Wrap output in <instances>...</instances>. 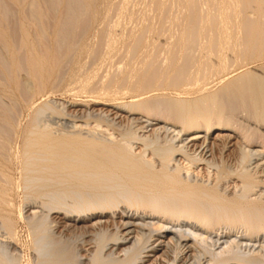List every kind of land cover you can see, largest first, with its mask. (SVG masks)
I'll use <instances>...</instances> for the list:
<instances>
[{"label":"bare ground","instance_id":"6f19581e","mask_svg":"<svg viewBox=\"0 0 264 264\" xmlns=\"http://www.w3.org/2000/svg\"><path fill=\"white\" fill-rule=\"evenodd\" d=\"M50 1L31 0L42 28L19 17L20 41L0 12V91L28 113L22 124L0 95V264H264V0ZM102 2L136 23L102 18L84 44ZM102 47L105 74H76L78 101L51 99L66 58ZM249 61L259 71L225 77ZM53 116L95 125L55 128Z\"/></svg>","mask_w":264,"mask_h":264},{"label":"rangeland","instance_id":"374dc122","mask_svg":"<svg viewBox=\"0 0 264 264\" xmlns=\"http://www.w3.org/2000/svg\"><path fill=\"white\" fill-rule=\"evenodd\" d=\"M123 0H115V3L116 4H120V2H122ZM31 0H15V1H13V0H0V12H1V9H2V11H4V9L8 6V7H10V8H8V10L5 12V18H7V19H3L2 18V20H4V24H5V26H4V24H3V26H4V28H6V31H8V33H11L12 35H14V37L16 38L15 40H17V41H20L19 39H21L20 37H21V33L20 32H18L19 31V29L17 28L18 27V23H20V22H18V21H20V18H22V19H24V17L26 18V17H28L27 18V21H29L30 20V5H31ZM49 2H51L50 0H49ZM131 2H132V4L130 3V6L132 7H135L136 6V2H134V0H131ZM6 3V4H5ZM4 4H5V7H4ZM51 4V3H50ZM100 4H102V5H100L99 6V12H100V17L101 18H99L98 19V21L96 22V24H94L93 25V27H92V30L93 31H91L90 33H89V35L85 38V40H84V44H89V42L90 41H94L95 39L94 38H96L95 36H94V34H93V32L96 30V29H98V26L99 27H102V25H103V23L104 22H106V21H104V20H107V21H109V22H111V24H113L114 23V21H117L118 20V18L120 19V20H118L119 22L120 21H122V18L120 17V16H122V15H120L119 16V14H117L116 12L114 13V11H111V12H109L108 11V9L105 7V5H104V3L102 2V3H100ZM135 4V5H134ZM7 5V6H6ZM2 6H3V8H2ZM44 6H46V5H44ZM51 6H49V8H50ZM138 4H137V7H135L136 9H138ZM46 8H47V6H46ZM45 9V8H44ZM60 9V8H59ZM102 9V10H101ZM104 10V11H103ZM57 11V12H56ZM63 11V10H62ZM45 12H46V17L47 18H45L44 19V22L45 23H47V25H46V28H48L46 31L47 32H52V30H53V28H52V22H53V19H56V15L58 14V10H56V9H50V10H45ZM109 13V14H108ZM117 15V16H116ZM20 17V18H19ZM110 17H112V18H110ZM123 17V19H124V21H125V19L128 21V17L126 16V18L124 17V16H122ZM102 18L104 19V20H102ZM110 18V19H109ZM111 20V21H110ZM114 20V21H113ZM130 21H126V26H129V28H131L133 25L132 24H135L136 23V21L135 20H131V19H129ZM36 21V20H35ZM34 21V23H30V21L28 22V23H30L31 25H30V31L33 33V34H35V37L38 35V33H36V30L37 29H35L36 28V22L38 21H36L35 22ZM113 22V23H112ZM123 22V21H122ZM3 23V22H2ZM37 23H39V22H37ZM50 23V24H49ZM18 24V25H17ZM121 24V23H120ZM125 23H123V25H124ZM128 24H130V25H128ZM40 25V27H38ZM119 25V24H118ZM122 25V24H121ZM121 25H120V27H117V29H118V31L119 32H121V31H123V30H129V29H127L128 27H125L124 28V26H122L121 27ZM132 25V26H131ZM38 26H37V28H38V30H40V28H42V23H40V24H38ZM123 28V29H122ZM37 30V31H38ZM11 31V32H10ZM16 32V33H15ZM18 32V33H17ZM20 33V34H19ZM94 37V38H93ZM94 39V40H93ZM65 45H67V44H64V46L62 45H60V47L59 48H62L63 50H61L62 52L64 51V49L66 48V46ZM78 45H80V43L78 44ZM41 47H42V45H40ZM43 48V47H42ZM104 50V48L102 47V48H100V52L102 51L103 52V50ZM24 52V50H21V54ZM99 53V50H95V51H93V52H91V53H89V54H86V50L85 51H83L82 53H81V55H80V57L79 58H73L72 57V54L71 55H69L67 58H66V61L64 62V64L62 65V67H61V69L57 72V78H56V81H55V85H53L52 87L54 88L53 90H52V88H49L48 90H49V95H50V98L51 99H53V100H57L58 102H60V103H62V102H65V103H69V102H75L76 100L78 101V99L81 97V96H78L77 95V93H76V90H78V89H76L75 90V87L77 88V81H75V77L78 75V76H83V74H82V72L85 74V73H87V71H89L90 72V70H96L97 71V69H98V71H97V74H99V71H102V72H100V76H101V73L102 74H105V73H103L104 72V69L103 68H105L106 69V67H107V64H109V62H106V61H103L102 59H99V58H102L103 56H104V52L103 53ZM71 58V59H70ZM115 58V57H114ZM113 58V59H114ZM99 60V61H98ZM105 63H107L106 64V66L104 67L102 64H104L102 61ZM116 59H115V63H116ZM114 63V62H113ZM100 64V65H99ZM102 65V66H101ZM261 65V63H260V61L259 62H253V61H249V63L247 64V65H237L236 66V68H235V70L234 71H232V69L230 70V72L228 73V74H226V78H227V76L228 77H234L235 76V74L236 73H238L239 71H241V70H243V69H245V68H249V69H251V70H257V68H258V71H259V66ZM99 66L100 67H103V68H100L99 69ZM84 67V68H83ZM94 68V69H93ZM81 71H80V70ZM101 69H103V70H101ZM85 71V72H84ZM25 71L23 70V71H21V73H20V75L21 76H23V75H25L26 74V72L24 73ZM78 72H79V74H78ZM81 72V73H80ZM77 74V75H76ZM82 74V75H81ZM99 75H98V77H99ZM77 82V83H76ZM213 83H215V82H213ZM77 84V85H76ZM74 91H73V90ZM52 93H51V92ZM78 92V91H77ZM0 95H1V100L4 102H6L9 106H11V104L13 103V105L15 106L14 107V109H15V111L19 114L20 113V120L22 119V124L23 123H25V121H26V118L25 117H27V111H22L21 112V109H22V105H20V102H19V105H18V102H17V98H9L8 96H7V94L6 93H3L2 91H0ZM77 96V97H76ZM74 97V98H73ZM54 118H48V119H50L49 121H50V123H52V125L56 128H61L62 126H66V128L67 129H71V130H73V128H76V130L78 129V128H83V129H88L89 128V126H93V125H95V122H93L92 121V123H90L89 124V126L87 127L86 126V124H85V122H84V120H81V119H79V118H77V120L75 119H73V118H70L69 119V117H64L63 119H62V117H59V116H53ZM59 117V118H58ZM25 119V120H24ZM72 119V120H71ZM74 120V121H73ZM66 124V125H65ZM69 126V127H68ZM72 127V128H71ZM102 130H106V128L105 127H102ZM115 137H117V135L115 134L114 135ZM133 150L135 151V152H140L141 150H143V148H142V146L139 144V143H135V144H133ZM146 157L148 158V159H152L153 158V156H150V155H148V153H146ZM177 158V160L174 162L176 165H177V163L178 164H186V160L184 159V158H182L181 156H177L176 157ZM154 160V159H153ZM195 173L194 174H198L199 175V177H202V178H204V180H212L213 179V177L215 176L214 175V173H215V171H213L212 169H207L206 168V166L205 165H199V166H195V168H194V170H193ZM238 184V182L235 180V179H229V180H227V181H225V186L227 187V190L229 191V192H234L235 190H238L239 188V186L237 185ZM255 196H264V190H261L260 188H257L256 189V191H255V194H254ZM18 231H19V236H20V238H21V242H23L21 245H20V252H21V256H23V258H27L28 257V254H30V250H28V241H29V237H28V233H27V227H26V224L22 221L20 224H19V227H18ZM129 231L130 232H133L132 234H131V236H136L139 232L137 231V230H135L133 227H131L130 229H129ZM27 235V236H26ZM163 238H162V240H166V241H170V243L171 244H174L176 241V238L175 237H173V235L172 234H162L161 235ZM6 237V236H5ZM157 238V236L153 239V241L155 240ZM0 240H5V238H4V235L1 233V235H0ZM26 241V242H25ZM27 244V245H26ZM25 246V247H24ZM91 247H93V245L91 244H87V245H85L84 246V248H86V249H90ZM192 247V248H191ZM22 248V249H21ZM186 252H188V254H192V256H195L196 254H197V249L195 248V246H194V244H191V242H188L187 243V246H186ZM198 264H207V263H205V260H203L202 262H200V263H198ZM228 264H237V263H228Z\"/></svg>","mask_w":264,"mask_h":264}]
</instances>
